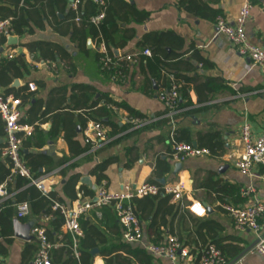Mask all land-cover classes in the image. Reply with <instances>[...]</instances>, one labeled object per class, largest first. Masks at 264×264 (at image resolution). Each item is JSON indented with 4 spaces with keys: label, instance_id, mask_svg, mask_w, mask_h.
<instances>
[{
    "label": "crops",
    "instance_id": "obj_1",
    "mask_svg": "<svg viewBox=\"0 0 264 264\" xmlns=\"http://www.w3.org/2000/svg\"><path fill=\"white\" fill-rule=\"evenodd\" d=\"M124 1L138 11L146 13L148 18L141 24L130 21L127 25H120L121 29L126 28L134 32V38L128 42L122 54L137 53V45L145 35L169 33L178 36L183 42L181 48L171 50L169 47H164L163 52L169 55L174 51L184 55L182 60L193 68L188 71L184 64H180L175 59L168 62L169 70L182 78L176 84L178 87L185 84L184 79L189 81H186L189 93L186 101L189 102V107L179 109L170 116L157 98V93L161 89V80L154 79L149 72H142L136 66L129 70L128 77L122 82L101 75L96 59L98 51L92 42L87 40V53H84L80 52L71 41L67 31L69 23L66 20L67 11L63 14L56 12L55 19L48 9H44L49 18L46 20L43 18L39 23L29 20L33 29L32 35L22 37L6 35L7 39L16 38L17 44L7 47L6 39V43L1 46L4 49L1 53L3 58L7 55H11L12 58L21 56L27 65L26 71H23L20 77L12 78L9 95L12 97L20 95L22 90H29L27 87L30 84L35 88L30 98L21 106L19 120L33 122L42 119V122L38 121L39 123L36 124L39 125L43 137L32 133L33 144H43L42 148L37 149L34 146L28 150L21 148L23 151L21 154L42 155L51 159L53 165L58 164L47 173L43 168L38 172L41 176L54 175L51 192L56 191L59 194L63 185L74 176L78 177L76 190L86 187L93 192L96 185L91 172L98 164L109 159H115L116 162L106 170L105 175L108 180L104 184L107 191L112 194L121 193L124 186L134 190L142 183H148L157 162L167 163L170 169L168 174L156 180V183L163 180L164 184H158L164 188L183 186L182 200L185 206L197 204L205 209V215L197 217L184 209V214L182 213L184 216L179 219H173L172 214L165 216L167 224L160 228V231L168 236L170 229H173L183 243L193 244L194 232L198 227L194 219L202 222L211 221L215 224L216 230H210L207 242L220 241L227 249L229 257H232L231 262L245 249L252 247L255 238L252 233L236 231L232 219L222 207L224 205L246 207L255 202L264 203V182L242 176L235 167L236 156L241 150L238 139L242 125L248 123L254 136L264 132V74L226 41L211 20L200 18L180 8L178 0ZM200 1L222 15L229 24L235 22L243 3V0ZM114 4L116 3H112L113 9L117 7V5L113 6ZM245 33L252 45L264 50V0L254 1ZM38 42L58 46L69 55V59L63 62H51L44 60L40 52L31 53L27 45ZM192 51H197L207 64L201 66L195 61H190ZM115 52L120 55L117 50H113L114 56ZM164 54L159 53L156 58L161 59ZM169 77L172 79L171 76ZM16 81L18 86H14ZM206 84L214 88L212 93L206 91ZM77 87H87L92 90V96L87 99L89 104L94 103L101 95H106L115 103L126 105L142 115L143 118L140 120H145L146 124L139 128L120 131L124 125L119 122V115L129 114L124 110H119V113L113 110L114 116L111 122L118 125L117 133L112 137V129L104 126L108 141L100 145L86 144V128H84L86 116L82 110L84 99L80 92L74 90ZM101 105L98 104V108ZM75 106H78V110H74ZM30 125L25 124V126ZM52 127L57 128L54 138L48 134ZM181 129L189 133L192 146L197 145L196 140L199 136L216 134L220 145L219 155L187 159L182 163L174 161L171 157V141L174 132ZM64 133L73 136L72 141L75 143L73 144L79 147L80 151L87 145L90 149L76 155L77 149L66 142ZM4 146L5 134H2L0 148ZM63 161L65 163L61 164ZM177 164L181 165V170L174 174ZM62 171L63 176L60 174ZM86 177L89 178L91 187L80 185L81 179ZM249 187H254L255 193L246 197L243 191ZM17 192L9 194L7 199H0V203L10 201L14 205L12 224L14 220H18L21 226L34 223L33 228L37 223L46 224L48 220L45 222L42 216L33 215L30 211L26 217L17 218L15 204ZM77 196L78 201H66L68 208L82 201L78 192ZM185 215L193 218L194 224ZM84 217L101 230L109 231V234L114 227H119L110 207H103L99 212H89ZM140 223L142 240L131 246L145 250V247L152 244L150 241L153 236L147 231L148 222ZM61 233L73 247L71 236L62 228ZM30 236L28 240L16 238L13 226L8 238H0V264H31L38 245L31 232ZM57 239L61 241L62 236ZM61 245L55 244L53 250L58 251ZM98 252L97 250V254L93 256L92 264H104ZM58 255L61 257L59 261L63 262L64 255L61 252L57 253ZM128 262L137 264L132 259H128ZM152 264L173 263L166 258L152 257ZM235 264H264V261L251 249Z\"/></svg>",
    "mask_w": 264,
    "mask_h": 264
},
{
    "label": "trees",
    "instance_id": "obj_2",
    "mask_svg": "<svg viewBox=\"0 0 264 264\" xmlns=\"http://www.w3.org/2000/svg\"><path fill=\"white\" fill-rule=\"evenodd\" d=\"M75 1L77 2V5L76 8H73L72 4ZM113 2L116 3L113 6L117 5L115 9L112 7ZM178 5L180 8L194 14L195 16L211 20L214 24L216 23L217 18L222 17L218 12L213 11L205 4L201 3L200 0H178ZM44 9H48L52 17L55 19L56 12L63 14L67 11L66 20L69 22L67 25V31L70 34L71 41L76 45L80 52L87 53V40L92 42L97 51L101 43L105 45L107 55L112 59L113 63L109 65V67L103 68L100 63L102 55L98 51L96 59L98 70L101 75H104L111 80L113 79L122 82L128 77L129 70L136 66L140 68L142 72H149L154 79L161 80V89L157 93L158 99L161 94L168 93L173 84L176 85L177 82H180V79H182L169 70V61L175 59L177 62L179 61L180 64H184L188 71L193 69L189 63L182 60L184 55L178 54L174 51L169 55L166 53V55L164 54V47H169L171 50H179L183 43L178 36L169 33L145 35L138 43V50L136 52L140 53L142 51H148L149 55L140 56L134 63L126 61L125 57L127 55L132 56L136 54H122L128 42L134 38V32L133 30L126 28L121 29L120 25H127L130 21L141 24L148 18V16L146 13L138 11L124 0H102L101 5L95 4L93 0H0V22L10 20V28L8 29L7 35L18 37L32 35L33 29L29 24V20L34 23H39L43 18H45V20L46 18H49L45 14ZM99 13L104 15L103 20L98 25H94L92 19ZM6 39V35H4L0 40V46H3L6 43ZM27 48L31 53L40 52L44 60H50L51 62H63V60H66L69 57L63 49L48 43H31L27 45ZM113 50H117L120 55L115 57L112 53ZM159 53L164 54L161 59L156 58ZM190 61H195L201 66L207 64L197 51H192ZM26 69L27 65L21 56L6 60L3 58V55L0 54V91L4 96H10L9 94L11 93V90L9 89V86L12 78L20 77V74L23 71H26ZM117 75H119V77H117ZM169 76H171L172 79H170ZM186 81L188 80L184 79L185 84L182 81L183 86L178 87L177 89L178 110L189 107V102L186 101V99L189 98V93L187 91V83L189 81ZM205 86H207L206 91L208 93L213 92L214 88H210L207 84ZM74 90L80 92L84 99L82 105V110L86 116L84 119V128H87V125L90 122H97L103 126H109L112 129L113 137L117 133L116 131H118V125L111 122L112 116H114V108L124 110L131 115V117L138 119L143 118L139 113L133 111L126 105L115 103L106 95H101L98 100L89 104V100L87 99L92 96V90L90 88L77 87ZM22 91L23 92H21L20 95H14V98L19 99L21 102L20 108L32 94L29 90ZM100 103L102 105L98 108L97 105ZM74 108V110H78V106H75ZM38 121L42 122V119H36L33 122L21 119L18 120V124L21 126L31 124L30 126L33 128L32 133L43 137L39 125L36 124L39 123ZM4 128L5 124L0 118V135L5 134ZM130 128V125H124L120 131ZM56 133L57 128L52 127L48 134L51 138H54ZM64 135V138L69 145L75 144L72 141L73 136L68 135L67 133H64ZM16 136L22 137V134H16ZM33 139L32 134L30 137L23 139L21 148L28 150L34 146V148L41 149L43 144H33ZM217 139L218 137L216 134L199 136L196 140L197 145L195 148L209 151V156H218L220 145ZM173 142L192 145L190 135L185 129L176 130L174 132L171 144ZM4 147L0 148V152ZM75 149H77L75 150V154L80 155L88 151L90 146L87 145V147L81 149V151L77 146H75ZM21 153H23L22 149ZM21 157L34 177L41 176L38 172L40 168H43L45 173H47L56 168V165L58 166V164L53 165L51 159L42 155L31 156L21 154ZM115 162V159L106 160L98 164L92 170L91 175L95 178L96 186L106 183L108 179L105 172ZM62 163H65V161L61 162V164ZM169 170L167 163L157 162L148 183L157 186L159 193L156 196L133 198L130 202L132 212L138 218L139 222H148L147 231L150 233V236H153L150 241L152 242L151 245H161L168 238H173L176 239L177 243L182 247L187 248L190 254L197 260L200 257L201 251L209 246H214L222 254L225 264H228L232 257H229L227 249L221 245L220 241L212 240L207 242L210 230H216L214 227L215 224L211 221L202 222L194 219V221H197L198 227H196V231L194 232L195 238L193 244L183 243L181 237L174 233L173 229H170L168 236L164 235L163 231H160V228L165 227L167 224L165 216L172 214L173 219H179L184 216L182 213L185 211V202L183 200L172 203L173 195L166 194L164 192V187L156 183V180L162 179L163 176L168 174ZM10 174L9 162L8 160L3 159V161H0V186L5 185L8 194L18 191L15 194L16 205L27 203L30 206L29 211L33 215L42 216V218H49L46 224L41 225L37 223L36 227H43L46 240L50 244H62L58 251L64 255V261H59L61 257L59 255L57 256V253L60 254V252L52 250V264H92L94 257L91 255V252L93 250L99 251L98 254L102 258L104 264H130L128 259H132L137 264H152V257L145 250L133 248L131 244L123 241V229L120 226L114 227L109 234V231L106 232L101 230V228L92 224L84 216L79 219V227L82 232V237L78 240V258H75L71 243L67 241L61 233V228L64 224L63 217L58 211H52V206L53 203L66 205V201H78L79 198L77 192L81 197L80 200L86 198L92 199L94 196L93 192L86 187H81L76 190L78 177L74 176L68 179L63 185L60 194L53 191L45 197L34 187L30 186L28 181L22 178L17 177L12 183H10L8 181ZM60 174L63 176V171L60 172ZM205 186L206 185H204V187ZM13 207L14 205H12L10 201H3L0 203V238H8L11 234L13 227ZM185 217L191 220L190 222L194 224L193 218L188 215H185ZM60 235L62 236V240L58 241L57 238Z\"/></svg>",
    "mask_w": 264,
    "mask_h": 264
},
{
    "label": "built area",
    "instance_id": "obj_3",
    "mask_svg": "<svg viewBox=\"0 0 264 264\" xmlns=\"http://www.w3.org/2000/svg\"><path fill=\"white\" fill-rule=\"evenodd\" d=\"M93 1L97 5L102 4V0ZM254 1L243 0L238 16L233 24H229L223 17H219L216 19L215 26L226 41L237 49L239 54L248 58L252 65L259 68L264 74V50L252 45L245 33V26L250 19ZM76 5L77 2L75 1L72 7L76 8ZM103 17L104 15L99 13L92 19V23L98 25L103 20ZM9 28L10 20L0 22V40L4 35H7ZM98 51L102 55L100 59L102 67H109L113 62L107 55L105 45L101 43ZM148 55V51H142L132 56L127 55L125 60L134 63L140 56ZM5 58L11 59L12 56L7 55ZM28 88L31 92L35 89L32 84ZM177 89L178 86L173 84L168 93L159 96V101L168 110L170 116H173L178 111ZM20 105L21 102L19 99L12 96H4L0 91V118L5 124V147L0 152V158L6 159L9 162L11 173L9 182L17 177L22 178L28 181L29 185L40 192L42 196L47 197L52 191L54 175L34 177L21 157L22 141L31 136L33 128L18 124V120L21 117ZM113 110L115 112L119 111L116 108ZM119 122L123 125H130L133 129L146 124L145 120H140L127 114L119 115ZM16 134H22V137H17ZM107 141L106 130L102 124L92 122L87 125L85 129L86 144L95 143L96 145H100ZM238 144L241 147L235 162V167L238 172L242 176L256 178L264 182V132L258 136H254L250 125L244 123L240 129ZM208 156L209 151L205 149H197L187 143H172L171 157L176 162L182 163L187 159ZM93 192L94 196L92 199L76 202L71 208L59 203H53L52 206V211H58L63 217L64 224L62 229L73 240L72 249L74 250L75 258H78L77 243L79 238L82 237L79 219L89 212H99L103 207H110L112 209L117 223L123 229L122 236L125 243H140L142 240V225L132 212L130 202L133 198L156 196L159 193L158 187L150 183H142L134 190L129 186H124L121 193L112 194L107 191L106 185L102 183L96 186ZM164 192L173 195L172 203L182 201L183 186L165 187ZM254 193V187H249L243 191V195L246 197H250ZM8 197L9 194L6 191L5 185L0 186V199H7ZM222 208L232 219L236 231L249 232L254 235L255 246L252 252L264 261V203L255 202L246 207L224 205ZM185 209L197 217H203L205 215V209L197 204L185 206ZM28 213L29 206L27 203L17 205L18 219L26 217ZM47 220L48 218H44L45 222ZM31 234L36 239L38 245L35 258L31 264H52L50 254L55 248V245L50 244L46 240L43 227H34ZM145 251L153 258H166L173 264H225L222 254L216 247L209 246L201 251L200 257L197 260L190 254L187 248L182 247L173 238H168L161 245H148L145 247Z\"/></svg>",
    "mask_w": 264,
    "mask_h": 264
},
{
    "label": "water",
    "instance_id": "obj_4",
    "mask_svg": "<svg viewBox=\"0 0 264 264\" xmlns=\"http://www.w3.org/2000/svg\"><path fill=\"white\" fill-rule=\"evenodd\" d=\"M7 41H8L7 47H9L10 45L17 44V39L13 38V37H8ZM3 51H4V49H3V47H1L0 48V54L3 53ZM117 56H118V53L115 52V57H117ZM14 86H18L17 81L14 83ZM180 170H181V165L177 164L175 166L174 174H176ZM158 183L164 184V181L160 180V181H158ZM80 185H87V186L91 187V183H90L89 178H87V177L82 178L80 181ZM13 226H14V234H15L16 238L21 239V240H28L29 238H31L30 232L33 229L34 223H28L26 226H21L20 223L18 222V220H14ZM254 246H255V243L252 247L245 249V251H243L240 255H238L233 261H231L228 264H235L236 262H238L247 252H249L251 249H253ZM96 254H97V250H93L91 252L92 256H95Z\"/></svg>",
    "mask_w": 264,
    "mask_h": 264
}]
</instances>
